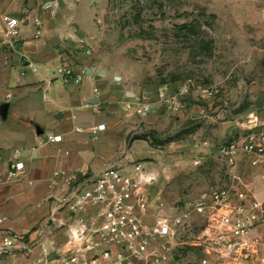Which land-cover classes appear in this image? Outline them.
<instances>
[{"label":"rangeland","instance_id":"374dc122","mask_svg":"<svg viewBox=\"0 0 264 264\" xmlns=\"http://www.w3.org/2000/svg\"><path fill=\"white\" fill-rule=\"evenodd\" d=\"M98 1V36L87 43L119 87L137 90L140 101L152 103L161 92L188 89L178 96L179 112L159 107L145 118L136 115L128 135L130 142L141 139L151 148L147 158L134 161L155 177L146 189L148 223L173 218L231 183L235 165L219 154L220 145L264 130V0ZM8 74L0 53V94ZM134 149L138 156L147 154L141 144ZM201 225L194 216L193 232ZM62 229L47 235L64 237ZM16 238L28 244L27 235ZM63 248H50L46 264H59ZM32 255L20 246L1 253L0 263L27 264Z\"/></svg>","mask_w":264,"mask_h":264},{"label":"crops","instance_id":"0c3cea01","mask_svg":"<svg viewBox=\"0 0 264 264\" xmlns=\"http://www.w3.org/2000/svg\"><path fill=\"white\" fill-rule=\"evenodd\" d=\"M100 7L98 0H0V18L14 19L19 30L18 41L9 45L5 27L0 26V53L7 58L9 72L6 90L0 94V239L27 235L28 244L18 242V247L33 252L27 264H46L50 248H63L64 228V237L47 233L67 223L59 200L76 181L96 178L111 165L126 166L150 154L146 141L128 140L136 115L124 105L138 99L140 92L119 87L95 49L91 46L90 55H84L78 44L98 36ZM62 64L84 70L82 81L57 77L55 71ZM98 125L106 129L93 138L88 131ZM46 134L61 135L62 142L45 144ZM134 144H141L147 154L138 156ZM251 159L241 154L232 177L245 183L252 200L264 202V157L258 166H252ZM16 161L23 170L11 179L8 173ZM55 173L60 177L54 179ZM253 235L264 238V222ZM257 256L264 257L263 246Z\"/></svg>","mask_w":264,"mask_h":264},{"label":"built area","instance_id":"2783aa9c","mask_svg":"<svg viewBox=\"0 0 264 264\" xmlns=\"http://www.w3.org/2000/svg\"><path fill=\"white\" fill-rule=\"evenodd\" d=\"M7 44L18 41L17 22L10 17L0 18ZM36 26H40L36 22ZM39 28L37 35H39ZM84 55L91 46L78 41ZM55 75L64 81L80 83L85 71H75L62 64ZM188 93L186 87L178 94L161 92L156 103L139 99L125 103V110L145 118L150 112L164 107L169 112L182 109L178 96ZM153 95V94H150ZM2 120L0 118V131ZM105 125L89 129L91 137L104 131ZM77 132L82 129L77 128ZM61 135H45V144H59ZM219 154L232 166L241 154L251 155V165L258 166L264 157V130L247 133L242 141L232 140L220 145ZM23 170L16 161L9 170L15 179ZM58 173L54 179L59 178ZM76 180V179H75ZM155 177L144 171L141 163L126 166L111 165L96 178L76 181L71 191L61 197L59 207L67 213L64 248L57 258L59 264H264L258 248L264 238L253 231L264 222V202L252 200L245 183L232 177L225 188L212 191L198 201L188 204L173 218H161L148 223L150 215L146 189ZM158 200V198L156 199ZM202 225L194 233L193 217ZM18 248V240L7 235L0 241V254ZM192 255V257L190 256Z\"/></svg>","mask_w":264,"mask_h":264}]
</instances>
